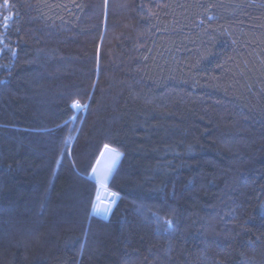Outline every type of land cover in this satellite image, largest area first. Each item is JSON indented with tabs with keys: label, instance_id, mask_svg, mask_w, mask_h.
<instances>
[{
	"label": "trees",
	"instance_id": "16d2710c",
	"mask_svg": "<svg viewBox=\"0 0 264 264\" xmlns=\"http://www.w3.org/2000/svg\"><path fill=\"white\" fill-rule=\"evenodd\" d=\"M0 264H264V0H0Z\"/></svg>",
	"mask_w": 264,
	"mask_h": 264
},
{
	"label": "rangeland",
	"instance_id": "374dc122",
	"mask_svg": "<svg viewBox=\"0 0 264 264\" xmlns=\"http://www.w3.org/2000/svg\"><path fill=\"white\" fill-rule=\"evenodd\" d=\"M81 106H74V110L76 113L81 109ZM114 153L112 151V148H109V150H105L103 148L96 160V163L94 167L92 168V171L90 172V179L95 183L96 185V193L93 201V205L95 204L96 207H93V212L95 215L98 213V209L101 204H106L108 208H111L116 200L113 199L111 196L107 195V193H113L110 191L107 187L105 189L104 185L107 186V183L120 159L116 158L114 159ZM95 169V171H93ZM109 212V211H108Z\"/></svg>",
	"mask_w": 264,
	"mask_h": 264
},
{
	"label": "water",
	"instance_id": "95a60500",
	"mask_svg": "<svg viewBox=\"0 0 264 264\" xmlns=\"http://www.w3.org/2000/svg\"><path fill=\"white\" fill-rule=\"evenodd\" d=\"M106 207L108 209V206L106 204H101L96 216L102 219H107L111 210L108 212V210H105Z\"/></svg>",
	"mask_w": 264,
	"mask_h": 264
},
{
	"label": "snow or ice",
	"instance_id": "6c2138e0",
	"mask_svg": "<svg viewBox=\"0 0 264 264\" xmlns=\"http://www.w3.org/2000/svg\"><path fill=\"white\" fill-rule=\"evenodd\" d=\"M104 148H105V150H109V145H105ZM112 151H113V153H114V157H113L114 159L119 158V157L122 155L119 151H117V150H115V149H112ZM93 171H95V169H93ZM104 187H105V189H106L107 186L104 185ZM107 195L111 196V197L114 199L116 194H115V193H110V192H109V193H107ZM93 207L95 208L96 205L94 204ZM105 210H108L107 207H106Z\"/></svg>",
	"mask_w": 264,
	"mask_h": 264
},
{
	"label": "bare ground",
	"instance_id": "6f19581e",
	"mask_svg": "<svg viewBox=\"0 0 264 264\" xmlns=\"http://www.w3.org/2000/svg\"><path fill=\"white\" fill-rule=\"evenodd\" d=\"M84 108H85V106H83ZM82 109V108H81ZM112 208V207H111ZM111 208H108V211H110L111 210Z\"/></svg>",
	"mask_w": 264,
	"mask_h": 264
}]
</instances>
